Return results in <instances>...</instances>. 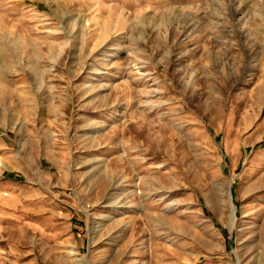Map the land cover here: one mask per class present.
I'll list each match as a JSON object with an SVG mask.
<instances>
[{
	"label": "rangeland",
	"instance_id": "1",
	"mask_svg": "<svg viewBox=\"0 0 264 264\" xmlns=\"http://www.w3.org/2000/svg\"><path fill=\"white\" fill-rule=\"evenodd\" d=\"M0 264H264V0H0Z\"/></svg>",
	"mask_w": 264,
	"mask_h": 264
}]
</instances>
